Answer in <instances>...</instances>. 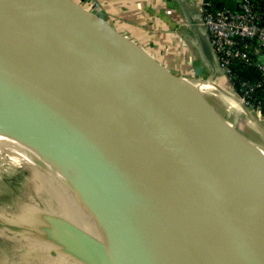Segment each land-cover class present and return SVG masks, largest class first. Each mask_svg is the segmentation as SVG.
Instances as JSON below:
<instances>
[{"label": "water", "instance_id": "1", "mask_svg": "<svg viewBox=\"0 0 264 264\" xmlns=\"http://www.w3.org/2000/svg\"><path fill=\"white\" fill-rule=\"evenodd\" d=\"M0 62V119L112 215L137 203L183 264H264V175L246 157L264 159L205 99L156 77L182 76L141 62L72 0H0Z\"/></svg>", "mask_w": 264, "mask_h": 264}, {"label": "bare ground", "instance_id": "2", "mask_svg": "<svg viewBox=\"0 0 264 264\" xmlns=\"http://www.w3.org/2000/svg\"><path fill=\"white\" fill-rule=\"evenodd\" d=\"M0 71H3L1 62ZM156 77L169 91L179 86L192 94L201 95L200 98L203 97L215 103L217 102L215 98L225 100L220 102L221 106L228 109L230 113L245 117L258 132H264V125L247 111L236 95L228 90L220 89L213 82L188 78L196 81L190 82L182 79L183 77ZM246 159L264 175L262 163L248 157ZM42 160L73 186L75 195L82 196L80 203L85 206L87 215L80 218L72 213V220L103 243L111 252L131 264H142L144 260L157 256L161 260L165 259V264H183L179 257L180 244L164 236L155 221L150 224L145 214L138 215L136 212L142 209L137 203L125 200L129 209L125 212L123 219L112 215L86 184L76 181L64 170L62 164L37 151L27 138L15 135L11 123L2 119H0V220L3 224L0 223V256H7L8 261L7 258L5 260L0 258V264H83L82 257L75 251L74 246L71 248L54 236L31 233L28 228L16 230L8 226L13 225L8 221L13 222V217L23 214L31 217L30 214L34 212L30 209L31 213H26L31 207V202L28 201V197H23L21 191L23 189L27 192L32 191L28 180L39 177L37 168L43 163ZM42 184L44 191L42 200L39 202L41 209L69 216L66 207H69L71 202L64 198L65 192L62 188L47 179ZM5 216L7 219L4 218ZM59 245L67 249L66 255L58 247ZM68 255H72L74 259L71 260Z\"/></svg>", "mask_w": 264, "mask_h": 264}, {"label": "crops", "instance_id": "3", "mask_svg": "<svg viewBox=\"0 0 264 264\" xmlns=\"http://www.w3.org/2000/svg\"><path fill=\"white\" fill-rule=\"evenodd\" d=\"M72 2L92 21L99 23L106 32L115 33L121 44L148 66L182 76V79H199L202 82H213L222 90H235L214 50H212L214 62L205 50L203 40L208 43H211V40L203 24V6L213 4L236 10L241 0H72ZM259 59L264 61V54H260ZM234 71L250 81L259 78V73L253 65H235ZM215 99L218 104L225 101ZM231 114L245 127L255 131L264 141L263 131L258 132L245 117ZM224 141L240 151L245 150L247 146L243 141L226 138Z\"/></svg>", "mask_w": 264, "mask_h": 264}, {"label": "rangeland", "instance_id": "4", "mask_svg": "<svg viewBox=\"0 0 264 264\" xmlns=\"http://www.w3.org/2000/svg\"><path fill=\"white\" fill-rule=\"evenodd\" d=\"M162 76V75H158ZM195 81V80H189ZM196 82V81H195ZM169 90V89H168ZM184 99L188 101V93H182ZM195 96H198L199 99H205L200 98L201 95L193 94ZM190 102V101H188ZM207 102V104L212 105L216 112H218L231 126L233 124L234 127L237 129L236 133L239 131L240 135L247 140L249 144V148H251V152L255 153L257 157L264 159V141L261 139V137L253 130L248 129L243 125L239 120L237 123L234 122L235 116H233L228 109H225V107L221 106L218 103H215L212 100H204L202 104ZM191 104V103H190ZM200 106L195 107V110H199ZM249 110V109H248ZM253 116H256L255 113H253ZM259 121V119L257 118ZM262 125H264V119L259 121ZM253 160V159H252ZM42 164L38 166L37 171L39 173V177L28 180V185L32 188V191L27 192L23 189L21 191L23 194V197H28V201L31 202L29 207V211L27 210V214L31 213L29 216H26L25 214L19 216V217H13V222L11 220L9 223L13 224L15 226H19L21 222L25 224V226L28 227V231L31 233H42L44 235H50L58 238L59 240L63 241L67 246L72 248V245L75 247V251L79 253V255L82 257L81 261L83 264H123V261L120 260V256L116 253H113L112 255L107 253L106 250L98 246L94 243H90L91 240V234L84 230L82 227H80L76 222L72 220V213L73 215L76 214L80 218H84L87 215V210L85 209V206H83L80 202L82 199V196L80 194L75 195L73 192V186L68 183L67 180H64L63 177L58 174L56 171H54L51 167H49L45 162L42 160ZM51 180L52 182H55L58 187L62 188V190L65 192V199H68L71 202V205L69 207H66L69 216L62 215V214H54L47 211H44L40 207V200H42L43 195V181ZM35 204V205H34ZM39 205V206H38ZM73 206V208H72ZM31 209V210H30ZM7 219V216L4 217ZM7 221V222H8ZM19 228V227H18ZM18 230V229H17ZM20 230V229H19ZM90 234V235H89ZM96 240V239H95ZM103 244V243H102ZM104 245V244H103ZM61 248V250L64 252V255L68 253L67 249L62 246H58ZM107 248V247H106ZM66 253V254H65ZM1 255V252H0ZM70 256V259L72 258V255ZM1 259L5 260L8 257L7 256H0ZM78 259V258H77ZM122 259V258H121ZM123 260V259H122ZM80 262V261H79ZM87 262V263H86ZM166 260H161L160 258L154 257L149 260H144L142 264H165ZM131 264V263H130Z\"/></svg>", "mask_w": 264, "mask_h": 264}, {"label": "built area", "instance_id": "5", "mask_svg": "<svg viewBox=\"0 0 264 264\" xmlns=\"http://www.w3.org/2000/svg\"><path fill=\"white\" fill-rule=\"evenodd\" d=\"M258 5L256 0H241L238 8L232 10L204 4L203 24L209 32L214 53L232 84L234 66L238 62L253 65L260 74L256 81L243 79L240 94L236 92L241 104L260 121L264 119L262 106L255 105L251 99L255 90L264 85V61L259 59L260 54H264V23Z\"/></svg>", "mask_w": 264, "mask_h": 264}, {"label": "trees", "instance_id": "6", "mask_svg": "<svg viewBox=\"0 0 264 264\" xmlns=\"http://www.w3.org/2000/svg\"><path fill=\"white\" fill-rule=\"evenodd\" d=\"M256 1H258V3H259V5H258L259 11L262 13V22L264 23V0H256ZM253 57L256 58L257 56L253 55ZM243 64L246 65V63H243V62L237 63V65H243ZM247 65H249V64H247ZM259 77H260V74H259ZM243 79H245L243 76H241L235 72V76L233 79V87L238 94H240L241 81ZM251 99L255 105L261 104L262 110L264 112V85L255 90Z\"/></svg>", "mask_w": 264, "mask_h": 264}]
</instances>
